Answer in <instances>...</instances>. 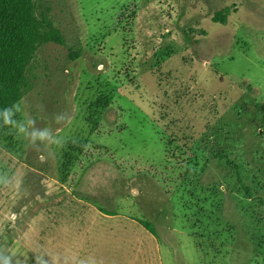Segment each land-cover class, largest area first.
Segmentation results:
<instances>
[{
    "label": "rangeland",
    "instance_id": "obj_1",
    "mask_svg": "<svg viewBox=\"0 0 264 264\" xmlns=\"http://www.w3.org/2000/svg\"><path fill=\"white\" fill-rule=\"evenodd\" d=\"M35 3L60 41L1 124L0 264H264V0Z\"/></svg>",
    "mask_w": 264,
    "mask_h": 264
},
{
    "label": "trees",
    "instance_id": "obj_2",
    "mask_svg": "<svg viewBox=\"0 0 264 264\" xmlns=\"http://www.w3.org/2000/svg\"><path fill=\"white\" fill-rule=\"evenodd\" d=\"M228 12V9L218 11L213 18L214 22L225 24ZM59 41L57 32L38 17L35 0H0V136L2 122L23 97L25 72L37 50L43 44ZM109 103L108 98H100L90 106L91 132L98 128L96 110L107 108ZM84 150L85 144L81 140L74 139L65 143L59 167L62 181L67 179ZM243 186L247 195L251 196L250 189ZM138 222L149 233L157 236L153 223L147 220Z\"/></svg>",
    "mask_w": 264,
    "mask_h": 264
}]
</instances>
